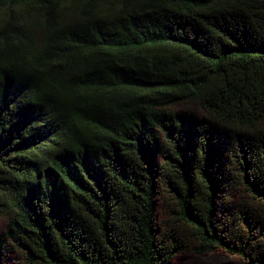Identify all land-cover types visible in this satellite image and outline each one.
I'll use <instances>...</instances> for the list:
<instances>
[{"label":"trees","instance_id":"trees-1","mask_svg":"<svg viewBox=\"0 0 264 264\" xmlns=\"http://www.w3.org/2000/svg\"><path fill=\"white\" fill-rule=\"evenodd\" d=\"M0 215V264H264V0H0Z\"/></svg>","mask_w":264,"mask_h":264},{"label":"rangeland","instance_id":"rangeland-1","mask_svg":"<svg viewBox=\"0 0 264 264\" xmlns=\"http://www.w3.org/2000/svg\"><path fill=\"white\" fill-rule=\"evenodd\" d=\"M166 215L161 211L159 222L164 220ZM8 222L6 216L0 215V232L5 230ZM6 264H24V261L18 255H11ZM173 264H242L241 260L236 256L229 255L223 250H215L207 254L197 255L189 251L177 255Z\"/></svg>","mask_w":264,"mask_h":264}]
</instances>
